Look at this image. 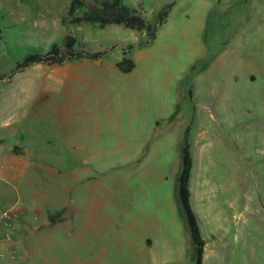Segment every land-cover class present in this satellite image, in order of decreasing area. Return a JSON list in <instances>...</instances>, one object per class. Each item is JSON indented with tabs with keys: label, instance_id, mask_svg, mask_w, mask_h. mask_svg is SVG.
<instances>
[{
	"label": "rangeland",
	"instance_id": "obj_1",
	"mask_svg": "<svg viewBox=\"0 0 264 264\" xmlns=\"http://www.w3.org/2000/svg\"><path fill=\"white\" fill-rule=\"evenodd\" d=\"M72 1L0 0V157L17 172L0 182L14 207L0 217L22 208L33 224L42 184L69 207L27 264H195L178 197L188 128L204 264H264V0H124L153 25L171 6L149 45L145 31L74 23ZM68 35L104 55L18 69ZM26 145L49 162L28 163ZM21 248L4 261L24 264Z\"/></svg>",
	"mask_w": 264,
	"mask_h": 264
},
{
	"label": "trees",
	"instance_id": "obj_2",
	"mask_svg": "<svg viewBox=\"0 0 264 264\" xmlns=\"http://www.w3.org/2000/svg\"><path fill=\"white\" fill-rule=\"evenodd\" d=\"M170 7L164 10L158 17L156 25L147 22L141 11L127 6L124 0H95L93 6H87L84 0H73L68 15L74 23L98 24L101 28L107 25H122L128 29L139 32H147L148 41L144 45L154 42L160 26L168 19ZM81 12L80 16L76 13ZM77 39L68 35L65 39L64 49L61 50L54 45L45 54H33L18 66V69L29 68L33 65L47 63L50 65H63L66 62L80 60H99L104 55L102 52H88L84 49H77ZM133 48V47H130ZM129 52L124 51L123 59L117 63V68L123 73H131L136 64L128 57ZM15 152L18 149L15 148ZM194 168L192 147L189 140V128L185 132L181 150V171L178 177V197L181 208L190 231L191 241L195 253V264H204L206 241L203 238L199 218L191 203V179Z\"/></svg>",
	"mask_w": 264,
	"mask_h": 264
},
{
	"label": "crops",
	"instance_id": "obj_3",
	"mask_svg": "<svg viewBox=\"0 0 264 264\" xmlns=\"http://www.w3.org/2000/svg\"><path fill=\"white\" fill-rule=\"evenodd\" d=\"M21 155L25 156L27 158L28 163H37L41 164L44 162H49L45 158L41 156V154L36 155V153L30 149L27 145L25 147V153H21ZM0 182H7L13 183L12 175L16 174L17 172L13 170L14 168L9 167L5 168L4 164L7 162L5 157H0ZM45 159V160H44ZM57 160V158H56ZM3 163V164H2ZM38 169V168H37ZM59 173V171H57ZM16 178V177H15ZM14 178V179H15ZM15 182V180H14ZM53 186L50 187L51 191H54L50 193L51 191L48 190L47 184H42L41 189L45 192H49L48 195H42L39 192H37L38 196H41L39 209H37V215L35 218V222L28 223L26 220V211L22 208L18 209V211L21 212V216L19 219H7L2 220V217H0V254L3 255V258H0V264H19L17 262L10 261H4L5 259V253L9 252V257L11 259H14L16 255H21V244H24L25 248L28 247L29 250L26 251V256L24 260V264H27L29 259L32 256L33 247L36 249V258H40L38 256V252H40V249L44 247V244L52 240L54 233L63 227L65 225L64 220L61 219V216L63 215L62 212L65 211L66 213L69 212V207L65 204L63 206H58L57 203V197L58 194L55 192V190H52L54 188V183H52ZM17 185V184H16ZM49 187V186H48ZM5 190H2L0 187V194L3 195ZM14 207H6L2 208L0 207V212L5 209H10ZM16 208V207H15ZM64 216V215H63ZM4 217V216H3ZM25 218V219H24ZM32 224V225H30ZM35 241H34V240ZM36 245L34 246V243ZM38 264H42L39 260L37 261Z\"/></svg>",
	"mask_w": 264,
	"mask_h": 264
},
{
	"label": "built area",
	"instance_id": "obj_4",
	"mask_svg": "<svg viewBox=\"0 0 264 264\" xmlns=\"http://www.w3.org/2000/svg\"><path fill=\"white\" fill-rule=\"evenodd\" d=\"M7 219H10L11 217H10V215H8L7 214V216H5ZM0 258H3V255L2 254H0Z\"/></svg>",
	"mask_w": 264,
	"mask_h": 264
}]
</instances>
